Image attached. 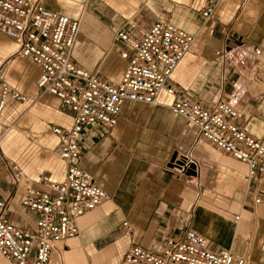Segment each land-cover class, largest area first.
<instances>
[{"label":"crops","instance_id":"1","mask_svg":"<svg viewBox=\"0 0 264 264\" xmlns=\"http://www.w3.org/2000/svg\"><path fill=\"white\" fill-rule=\"evenodd\" d=\"M207 2L48 0L46 7L82 21L74 61L111 84L121 82L133 56L131 47L116 39L120 30L139 38L166 20L194 35L172 85L207 107L220 100L232 103L236 124L262 138L264 74L258 61L264 0H222L211 20L202 17ZM135 22L139 28H128ZM40 76L41 69L18 54L17 43L0 34V77L27 97L24 103L10 101L0 119V197L11 196L17 207L27 189H44L43 177L62 183L68 172L54 129L71 128L73 115L57 97L39 89ZM173 102L166 91L155 105L126 101L116 127L88 133L80 167L110 198L78 218L80 235L59 243L53 263L126 264L132 246L160 250L166 239L193 230L213 249H227L248 264H264V204L254 203L247 164L200 138L197 129L172 112ZM174 157L185 163L183 169L171 168ZM25 212L31 221L38 219ZM9 218L25 227L19 215ZM126 222L132 234L126 233ZM0 264L12 263L0 254Z\"/></svg>","mask_w":264,"mask_h":264},{"label":"built area","instance_id":"2","mask_svg":"<svg viewBox=\"0 0 264 264\" xmlns=\"http://www.w3.org/2000/svg\"><path fill=\"white\" fill-rule=\"evenodd\" d=\"M48 0H0V34L13 39L18 54L41 69L39 89L51 93L62 109L73 115L69 129L55 128L60 156L68 165L66 180L53 182L43 177L44 189H27L19 207L11 196L0 197V254L12 264H55L52 254L59 243L78 237L77 220L109 200V194L92 182L80 167L92 130L107 132L116 127L126 101L155 105L163 91L174 98L171 110L187 126L198 130L200 138L216 149L247 164L249 182L255 187V205L264 204V137L258 138L236 124L238 111L232 103L220 100L204 106L177 91L171 77L181 60L191 51L194 35L166 20L154 23L142 37L126 28L117 33L131 47L133 56L119 84H111L78 65L73 50L82 21L61 15L46 7ZM222 0H208L202 12L205 20L214 18ZM135 22L128 28H139ZM259 71L264 74V46L259 53ZM10 101L24 103L27 97L12 91L0 77V119ZM0 151V159H1ZM13 170L22 176L17 166ZM25 211L38 215L33 222ZM15 213L25 227L9 218ZM240 217H236L239 220ZM132 234L129 223H124ZM126 264H248L227 249H213L206 237L193 230L168 238L160 250L132 246Z\"/></svg>","mask_w":264,"mask_h":264},{"label":"water","instance_id":"3","mask_svg":"<svg viewBox=\"0 0 264 264\" xmlns=\"http://www.w3.org/2000/svg\"><path fill=\"white\" fill-rule=\"evenodd\" d=\"M171 168H177V169H183L185 166V163L181 160H178L176 157H174L171 161Z\"/></svg>","mask_w":264,"mask_h":264}]
</instances>
